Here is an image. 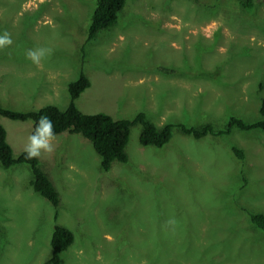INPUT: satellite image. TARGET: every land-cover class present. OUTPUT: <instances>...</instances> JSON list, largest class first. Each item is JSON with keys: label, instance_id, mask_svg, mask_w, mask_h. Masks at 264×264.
Returning a JSON list of instances; mask_svg holds the SVG:
<instances>
[{"label": "rangeland", "instance_id": "1", "mask_svg": "<svg viewBox=\"0 0 264 264\" xmlns=\"http://www.w3.org/2000/svg\"><path fill=\"white\" fill-rule=\"evenodd\" d=\"M95 0H0V107L64 109L67 83L89 87L84 114L224 127L252 123L264 99V0H126L115 23L86 39ZM49 49L34 63L29 50ZM171 69L174 72H165ZM14 157L32 123L0 115ZM130 128L126 162L108 171L80 134L64 131L39 167L59 194L54 210L29 187L26 164L0 166V264H46L53 226L74 235L60 264H264V233L244 210L264 213V131L194 139L173 128L161 147ZM231 146L240 148L239 160ZM55 214V215H54Z\"/></svg>", "mask_w": 264, "mask_h": 264}, {"label": "trees", "instance_id": "2", "mask_svg": "<svg viewBox=\"0 0 264 264\" xmlns=\"http://www.w3.org/2000/svg\"><path fill=\"white\" fill-rule=\"evenodd\" d=\"M126 0H95V7L91 13L89 25L86 30V39L91 40L102 29L113 25L117 14L122 9ZM254 0H236L243 8H250ZM173 73L171 69L165 72ZM90 85L88 78L80 73L78 77L67 83V92L70 100L64 109L53 105L42 107L27 112H19L11 109L1 108L0 115L12 121H30L31 132L35 129L36 121L41 115H46L53 122L55 135L68 131L69 133L80 134L90 141L95 153L99 156V167L102 171H108L113 161L126 162L127 156L124 148L128 141L130 128L135 123L140 124L138 142L142 146L161 147L171 137L172 129L178 128L183 135L191 136L194 139H201L207 135H227L232 129L251 130L260 129L264 131V99H261L258 106L260 118L252 123L230 116L221 129H215L210 123H203L199 126H187L183 123H165L161 127H155L149 122L143 113L136 114L131 119H113L105 113L84 114L80 112L74 100L78 98ZM39 110V111H37ZM232 153L239 159H244L243 151L231 146ZM16 164H26L30 169L29 187L33 192L47 200L54 210L59 204V194L49 177L39 167L38 158L28 159L21 151L14 157L12 148L6 141V130L0 124V166L9 168ZM250 225L264 233V213L249 212L244 210ZM55 215V214H54ZM74 241L73 233L66 227L54 225L49 239L50 254L46 264H60V253L67 250Z\"/></svg>", "mask_w": 264, "mask_h": 264}, {"label": "clouds", "instance_id": "3", "mask_svg": "<svg viewBox=\"0 0 264 264\" xmlns=\"http://www.w3.org/2000/svg\"><path fill=\"white\" fill-rule=\"evenodd\" d=\"M11 40L7 32L0 34V47L10 44ZM50 54L49 49L40 48L35 51L29 50L27 56L34 62L45 55ZM39 111V110H37ZM53 122L46 116L41 115L36 121V126L31 135H29L27 143L24 146L23 152L28 159L36 158L41 155V152H51L53 146L50 141L54 138Z\"/></svg>", "mask_w": 264, "mask_h": 264}]
</instances>
